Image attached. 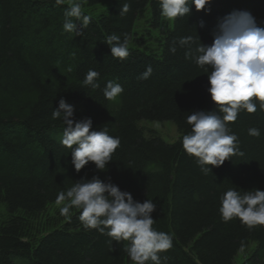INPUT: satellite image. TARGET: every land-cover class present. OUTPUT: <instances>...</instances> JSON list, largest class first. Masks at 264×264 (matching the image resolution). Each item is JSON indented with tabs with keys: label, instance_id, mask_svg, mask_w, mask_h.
<instances>
[{
	"label": "trees",
	"instance_id": "obj_1",
	"mask_svg": "<svg viewBox=\"0 0 264 264\" xmlns=\"http://www.w3.org/2000/svg\"><path fill=\"white\" fill-rule=\"evenodd\" d=\"M79 2L86 9L108 2L90 16L82 35L63 31L67 0L59 6L54 0H0V207L5 213L0 264L132 262L124 252L127 242L112 241L95 229L85 231L77 208L63 216L61 225L52 224L36 236L34 222L57 204L58 194L93 176L131 193L135 201L156 204L152 227L173 242L159 253L162 264H234L249 244L255 248L242 264H264V225L250 229L239 218L224 222L219 213L227 190H264V111L259 102L256 112L243 110L228 123L244 155L210 166L212 173L205 175L181 144L191 130L186 123L191 112L216 110L208 76L191 58L196 47L211 45L218 21L234 10L250 12L264 27V0H211L206 10L192 6L189 15L174 18L172 27L163 22L156 0ZM125 3L130 10L121 16ZM148 7L152 27L162 37L159 52L129 48L126 59L113 58L107 37L116 34L123 40L127 34L130 43L136 20ZM188 36L195 43L181 46L179 39ZM149 65L151 76L138 79ZM90 69L99 73L98 88L82 83ZM108 81L123 87L115 101L103 95ZM61 98L74 106V120L91 118L90 130L106 126L110 136L119 137L104 171L89 162L76 172L70 149L61 144L63 121L52 116ZM143 121L170 122L179 139L166 143L145 137L137 127ZM250 128L259 129L260 136H250Z\"/></svg>",
	"mask_w": 264,
	"mask_h": 264
},
{
	"label": "clouds",
	"instance_id": "obj_2",
	"mask_svg": "<svg viewBox=\"0 0 264 264\" xmlns=\"http://www.w3.org/2000/svg\"><path fill=\"white\" fill-rule=\"evenodd\" d=\"M59 6L64 0H54ZM161 15L166 19L184 17L190 14L192 6L197 11L206 10L211 0H156ZM130 10L128 3L120 8L123 16ZM79 21V23L74 22ZM91 17L82 12V3L71 0L65 10L63 31L82 35ZM203 23H201V27ZM211 45L200 44L192 55L194 63L204 69L210 87L207 91L215 102V111L197 110L188 115L186 123L190 132L182 137V148L195 158L196 164L206 175L212 167H220L233 156H243L236 134L231 133L229 122H235L238 114L259 109L264 111V27L258 26L252 14L245 10H234L218 21ZM113 58L126 59L129 52V38L116 34L105 41ZM181 46L195 43L193 37L180 38ZM170 51H176L171 47ZM149 65L138 79H148L152 74ZM99 73L89 70L83 80L84 86L98 88ZM123 92L119 83L108 81L103 90L104 97L115 101ZM256 98L255 101L253 98ZM75 108L61 98L59 107L52 112L53 119H62L64 124L62 146L70 149L71 163L80 172L89 162L97 170L104 171L112 161L111 156L120 145L119 137L110 136L104 126L93 127L91 118L74 120ZM250 136L259 137L260 130L250 128ZM212 166V167H210ZM61 216H68L70 209H80L79 220L85 231L97 230L117 242H127L124 252L133 264H162L161 252L173 246L172 237L156 231L151 213L156 208L152 200L143 203L135 201L131 193L122 191L117 185L102 181L98 176L76 181L66 192L61 191L56 199ZM219 213L224 222L239 218L250 229L264 225V190L241 191L232 188L220 197ZM166 259V258H164Z\"/></svg>",
	"mask_w": 264,
	"mask_h": 264
},
{
	"label": "rangeland",
	"instance_id": "obj_3",
	"mask_svg": "<svg viewBox=\"0 0 264 264\" xmlns=\"http://www.w3.org/2000/svg\"><path fill=\"white\" fill-rule=\"evenodd\" d=\"M71 0H67L70 4ZM108 2H103L100 5L93 7L92 9L82 8V11L86 12L89 16H97L100 12L106 9ZM163 22L172 27L173 19L169 20L163 17ZM162 43V37L157 29L152 27L150 8L148 7L143 16L136 20L132 39L129 43V48H138L153 53H158L160 50V44ZM137 127L141 130L145 137L157 136L166 143H174L179 139L174 125L170 122L157 123V122H139ZM63 204H56L48 206L45 212L39 216L37 221L34 222L37 238L42 237L52 224L61 225L63 216L60 215V208ZM5 218L3 207H0V220ZM52 228V227H51ZM255 248L254 244H249L244 249L240 250L234 259V264H242L246 261ZM125 264H133L130 261H126Z\"/></svg>",
	"mask_w": 264,
	"mask_h": 264
}]
</instances>
